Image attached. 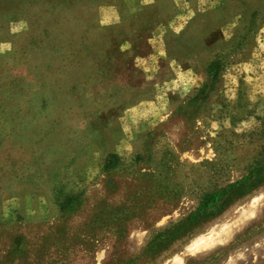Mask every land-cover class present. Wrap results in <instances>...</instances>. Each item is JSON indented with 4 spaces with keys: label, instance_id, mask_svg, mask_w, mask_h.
Here are the masks:
<instances>
[{
    "label": "rangeland",
    "instance_id": "1",
    "mask_svg": "<svg viewBox=\"0 0 264 264\" xmlns=\"http://www.w3.org/2000/svg\"><path fill=\"white\" fill-rule=\"evenodd\" d=\"M262 36L264 0H0V264H264V81L227 66Z\"/></svg>",
    "mask_w": 264,
    "mask_h": 264
},
{
    "label": "crops",
    "instance_id": "2",
    "mask_svg": "<svg viewBox=\"0 0 264 264\" xmlns=\"http://www.w3.org/2000/svg\"><path fill=\"white\" fill-rule=\"evenodd\" d=\"M241 26V20L235 18L226 23L221 28L211 32L208 35L207 39L208 41L226 39L228 36L232 35L237 28ZM254 49L255 51L252 52V58H249L248 60H244L242 62L230 61V63L227 64V66H229V69L232 70V76H234V78L237 76L240 77L243 73V70L245 69L248 71H253V73L246 72V75L241 76L242 78H245L246 76L253 81H264V36H262V38L258 40L257 46ZM165 63L166 57L161 51L156 50L154 53H152L146 65L139 67V69L137 70L140 75V84L144 87L145 85L151 84V82L155 83L156 81L154 82V80L156 79L153 71L156 67H160ZM238 67L242 68L240 69ZM238 69H240L239 74L236 72V70L238 71ZM193 70V67H186L183 64H176L173 67V75L171 78L166 79V81L164 82L166 86H168L166 87L162 95H160L158 101L161 108H169L170 105H173V103L179 98V96H181L182 91L180 90L185 88L188 89L196 85L194 82L196 73L194 72L195 70ZM156 90L157 88L154 91ZM128 113L132 116L135 124L139 125V128L148 125L145 119L140 118L141 114L138 113V111H136L135 109L130 108L128 110Z\"/></svg>",
    "mask_w": 264,
    "mask_h": 264
},
{
    "label": "trees",
    "instance_id": "3",
    "mask_svg": "<svg viewBox=\"0 0 264 264\" xmlns=\"http://www.w3.org/2000/svg\"><path fill=\"white\" fill-rule=\"evenodd\" d=\"M221 68V62L219 59H213L211 60L208 65L206 66V71L208 72L209 76H210V85L209 88H211V86L213 85V83L216 81L217 79V75L218 72ZM206 88V85L202 86V89L204 90ZM115 154L111 153L109 154V157L106 159L105 163H104V168H111L115 165L116 163V158H115ZM233 192H230L228 196L233 195ZM228 198V197H227ZM227 198H224V200L222 201V203H225ZM217 199V194H212V193H204L202 194L201 198H200V203H199V207H198V212L192 214V218H193V223H196L197 221V217L201 216V214L203 213L204 216H211L214 212V209L210 206V204L215 203ZM69 201V200H67ZM221 203V204H222ZM59 207L62 209L64 208V204L63 202L59 203Z\"/></svg>",
    "mask_w": 264,
    "mask_h": 264
},
{
    "label": "bare ground",
    "instance_id": "4",
    "mask_svg": "<svg viewBox=\"0 0 264 264\" xmlns=\"http://www.w3.org/2000/svg\"><path fill=\"white\" fill-rule=\"evenodd\" d=\"M210 235H211V234H210ZM214 237H215V236H214ZM210 238H211L210 236H209V237H207V238H206V239H207V241H208ZM204 241H205V240H204ZM204 243H206V242H203V244H204Z\"/></svg>",
    "mask_w": 264,
    "mask_h": 264
}]
</instances>
